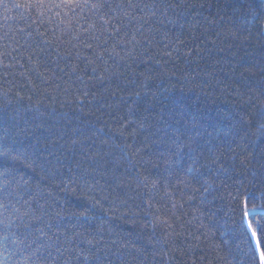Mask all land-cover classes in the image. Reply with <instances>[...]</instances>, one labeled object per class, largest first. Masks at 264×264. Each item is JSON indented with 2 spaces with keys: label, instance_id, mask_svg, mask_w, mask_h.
Masks as SVG:
<instances>
[{
  "label": "trees",
  "instance_id": "obj_1",
  "mask_svg": "<svg viewBox=\"0 0 264 264\" xmlns=\"http://www.w3.org/2000/svg\"><path fill=\"white\" fill-rule=\"evenodd\" d=\"M21 11L0 6V142L31 166L0 264L81 249L89 264H258L243 210L264 209V0H123L124 48L95 63L70 37L41 51Z\"/></svg>",
  "mask_w": 264,
  "mask_h": 264
},
{
  "label": "snow or ice",
  "instance_id": "obj_2",
  "mask_svg": "<svg viewBox=\"0 0 264 264\" xmlns=\"http://www.w3.org/2000/svg\"><path fill=\"white\" fill-rule=\"evenodd\" d=\"M127 4L131 9L133 0H127ZM0 6L4 8L5 12L11 9L22 10L21 18L28 23L27 29L22 27L19 31L21 33L26 32L29 37L35 39L41 51L44 50V46L51 47L52 40L48 38L50 35L61 42L64 38L70 37L71 41L74 42L71 51L75 52L79 60L86 63L103 61L105 54L112 57L117 54V47L123 49L124 45L120 40L121 33L127 36V29L132 19H135L134 13L131 11L125 14V19L131 17L128 23H125L118 15L123 7V0L121 3H116L115 7L114 0H13L12 3L0 0ZM135 7L139 12L144 11V8L140 7L139 4ZM144 7H148V5ZM155 14L153 11L152 15L155 16ZM109 40L115 42L111 52L108 51ZM81 50L84 52L83 55H81ZM8 54L0 53V55ZM38 69L39 65L37 64L29 71H36L39 74ZM260 118L264 119V111H261ZM260 128L264 129V124H261ZM175 143L176 149L173 154L176 157L175 163L179 164L180 160L183 159V146L179 140H176ZM27 159L14 145L0 142V230H2L0 231V244H7L10 239L12 243H16V234L11 229L15 219L22 220V217H14L8 213V210L11 207L12 212L18 211L12 204V198L17 195L15 188L12 187V181L15 180L19 171L17 164L24 167L31 166L26 163ZM194 179L198 180V177H194ZM155 186L156 184L153 183L152 187ZM173 207L176 205L173 204ZM91 211V208L85 207L83 211L74 212L73 215L77 216L78 219L87 221L91 219V216L88 215ZM258 212H264V209H250L245 202L244 220H249L251 213ZM179 219L180 217L177 216L176 220ZM162 223L166 224L168 228L173 227L167 218ZM24 227L28 228L29 224L25 223ZM36 231L43 232L42 229H36ZM246 233H250V242L255 241V247L251 250L255 256H258V264H264V239H261L264 237V228L254 227L251 222H248ZM75 235H79V233H75ZM76 259L78 264H89L90 252L81 249L77 253Z\"/></svg>",
  "mask_w": 264,
  "mask_h": 264
},
{
  "label": "water",
  "instance_id": "obj_3",
  "mask_svg": "<svg viewBox=\"0 0 264 264\" xmlns=\"http://www.w3.org/2000/svg\"><path fill=\"white\" fill-rule=\"evenodd\" d=\"M254 216H264V212L251 213L249 219H250L251 217H254ZM248 222H249V220H245L246 228H247V224H248ZM248 234H249V236H250V233H248ZM251 242H252V245H253V248H254V247H255V241H251ZM257 257H258V256H257Z\"/></svg>",
  "mask_w": 264,
  "mask_h": 264
}]
</instances>
